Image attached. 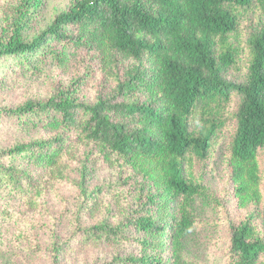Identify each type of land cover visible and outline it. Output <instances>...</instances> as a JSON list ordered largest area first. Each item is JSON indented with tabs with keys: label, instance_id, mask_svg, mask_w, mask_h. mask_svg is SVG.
Here are the masks:
<instances>
[{
	"label": "trees",
	"instance_id": "obj_1",
	"mask_svg": "<svg viewBox=\"0 0 264 264\" xmlns=\"http://www.w3.org/2000/svg\"><path fill=\"white\" fill-rule=\"evenodd\" d=\"M39 1H20L8 35L0 40V59L20 56L27 64L28 56L46 52L52 60L64 62L65 52L46 44L55 40L66 49L83 48L101 58L115 84L111 94L99 96L93 104L55 93L45 101L0 109V118L25 117L37 123L53 113L51 126L76 132L106 157L120 158L142 173L146 187L128 224L142 231L143 252L118 260L177 264L178 247L195 228L193 200L208 191L203 172L194 176L185 161L204 164L224 138L223 162L230 169L223 195H234L243 207L261 201L264 20L248 30L242 54L232 37L248 9L255 7L264 14V0H73L25 41L21 31L26 15ZM242 57V80L226 79L224 71L238 65ZM196 111L197 122L190 128ZM60 140L23 143L0 156L28 153L38 166L51 167L60 158ZM19 180L18 172L0 162V184ZM252 217L236 222L226 216L222 221L228 236L227 264H258L264 255V241ZM123 225L98 223L87 234L116 239L126 228Z\"/></svg>",
	"mask_w": 264,
	"mask_h": 264
},
{
	"label": "rangeland",
	"instance_id": "obj_2",
	"mask_svg": "<svg viewBox=\"0 0 264 264\" xmlns=\"http://www.w3.org/2000/svg\"><path fill=\"white\" fill-rule=\"evenodd\" d=\"M20 1L0 0V40L8 35ZM72 1L40 0L31 7L21 31L23 40L30 41ZM260 20H264V14L255 7L241 16L232 37L240 54L245 50L248 30ZM46 44L65 52L64 62L52 60L46 52L28 56L27 64L20 56L0 59V109L45 101L55 93L73 95L85 104L111 94L115 77L101 58L83 48L66 49L55 40H47ZM244 61L242 57L238 65L225 70V78L242 80ZM118 64L121 73L123 64ZM53 117L55 114L48 113L37 123L27 122L25 117L0 118V153L16 145L56 137L63 145L58 163L51 167L38 166L28 153L0 156L2 165L21 177L16 184H0V264H125L118 259L139 257L144 235L128 222L135 217L132 213L146 187L142 186V173L127 167L120 158L106 157L92 143L77 137L76 132L51 126ZM197 119L198 111L190 118V128ZM224 147L226 138L215 144L204 164L195 159L185 161L194 176L199 170L203 172L208 191L193 200L195 228L181 241L177 264H227L228 236L221 225L226 216L239 222L253 214L254 227L264 241V187L256 205L239 206L234 195L224 196V179L230 169L223 162ZM98 223H123L126 228L116 239L90 237L87 230ZM258 264H264V255Z\"/></svg>",
	"mask_w": 264,
	"mask_h": 264
}]
</instances>
